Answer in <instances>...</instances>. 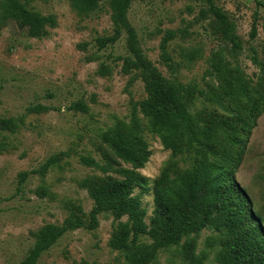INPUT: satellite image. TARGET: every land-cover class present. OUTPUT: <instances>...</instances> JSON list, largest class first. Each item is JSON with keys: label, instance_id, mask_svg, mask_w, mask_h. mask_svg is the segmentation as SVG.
Listing matches in <instances>:
<instances>
[{"label": "rangeland", "instance_id": "1", "mask_svg": "<svg viewBox=\"0 0 264 264\" xmlns=\"http://www.w3.org/2000/svg\"><path fill=\"white\" fill-rule=\"evenodd\" d=\"M213 5L234 24L240 51L233 52L222 38L221 25L204 0H135L129 22L143 55L167 82L193 93L195 110L208 107L232 117L233 103L211 101L212 91L220 84L214 67L220 57L250 89L258 84L261 69L252 58L256 51L263 57L264 0H213ZM29 7L55 15L58 24L41 38L28 36L14 23L0 33V119L16 122L14 130L0 136V264H19L33 247L36 233L50 224L63 228L64 234L37 264H129L130 251L113 247L120 230L129 229L128 217L116 220L102 213L93 220L94 202L79 182L101 172L83 165L81 157L101 161L95 149L99 136L117 118L129 122L135 113L151 155L138 170L148 179L147 189L137 187L134 195L149 224L154 183L163 168L172 160L181 168L191 167L192 156L174 158L142 115L141 104L148 99L146 73L142 69L129 75L121 72L122 59L131 55L128 36L123 33L116 44L99 48L97 40L113 32L109 0H100L99 8L89 15L77 14L70 0H32ZM255 21L257 36L253 38ZM169 31L174 38L164 52L162 41ZM188 48L200 50L192 64L182 57ZM102 63L109 66L105 75L99 73ZM78 101L88 105L87 113L71 109ZM242 148L235 179L264 227V112L250 126ZM53 156L58 160L45 175L35 172ZM22 173H27L25 180ZM40 188L49 195L39 196ZM141 243L150 245L152 240L143 237ZM196 243V254L205 257L204 264H218L220 247L213 230H203ZM181 252L182 247L161 251L153 264H183Z\"/></svg>", "mask_w": 264, "mask_h": 264}, {"label": "trees", "instance_id": "2", "mask_svg": "<svg viewBox=\"0 0 264 264\" xmlns=\"http://www.w3.org/2000/svg\"><path fill=\"white\" fill-rule=\"evenodd\" d=\"M31 1L0 0V33L14 23L25 29L28 36L41 38L48 34V28L57 27L56 16L31 9ZM134 1L109 0L113 32L109 37L99 38L97 44L100 49H105L116 44L123 33L128 36L131 55L129 59H122L121 72L129 75L134 69H142L146 73L148 99L141 104V113L160 135L165 149L171 151L174 158L191 155L192 166L181 168L172 160L163 168L154 183V210L147 224L146 212L134 190L137 187L147 189L148 179L138 170L148 163L151 152L137 115L134 113L129 122L117 118L99 136L95 145L101 161L81 157L83 165L101 172L79 182L94 202L92 218L96 220L102 213H109L116 220L128 217L126 226L129 229L120 230L113 247L130 251L129 264H153L161 251L172 247H182L183 264H204L205 257L196 254V239L206 229L213 230L218 237V264H264L262 221L254 212L250 197L235 179L242 159V141L254 120L264 112V51L262 58L257 51L252 58L261 69L259 82L252 89L236 69L217 58L214 68L220 74V84L212 91L211 101L233 103L235 114L232 117L222 116L216 109L208 107L195 110L193 93H185L181 86L167 82L138 48L137 33L129 22ZM204 2L221 25L218 30L222 38L231 44L233 52L240 51L242 45L234 24L213 5V0ZM70 3L77 14L89 15L99 8L100 0H70ZM251 35L253 38L257 36L256 21ZM173 38L174 32L165 35L162 41L164 52ZM79 48L85 50L86 45ZM182 57L187 64H192L200 57V50L183 49ZM163 61H168L167 55L163 56ZM108 69L109 66L102 63L99 73L105 75ZM71 109L83 113L89 111L83 101L74 103ZM41 110L48 111L46 108ZM15 127L13 119H0V136ZM57 160L58 156L51 157L35 172L45 175ZM26 176L27 173H22V180ZM37 194L41 197L49 195L43 188ZM63 234L64 229L57 225L41 228L36 233L33 247L19 264H37ZM143 237L151 239L152 244H138Z\"/></svg>", "mask_w": 264, "mask_h": 264}, {"label": "water", "instance_id": "3", "mask_svg": "<svg viewBox=\"0 0 264 264\" xmlns=\"http://www.w3.org/2000/svg\"><path fill=\"white\" fill-rule=\"evenodd\" d=\"M20 27V29H22V27L21 26H19Z\"/></svg>", "mask_w": 264, "mask_h": 264}]
</instances>
